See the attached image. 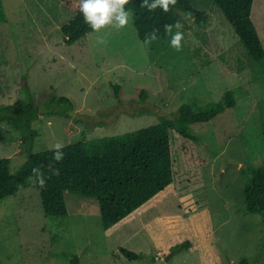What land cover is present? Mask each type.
I'll return each mask as SVG.
<instances>
[{
	"label": "rangeland",
	"instance_id": "1",
	"mask_svg": "<svg viewBox=\"0 0 264 264\" xmlns=\"http://www.w3.org/2000/svg\"><path fill=\"white\" fill-rule=\"evenodd\" d=\"M0 23V104L35 98L40 109L33 152L123 134L175 116L183 104L196 112L236 89L237 104L219 113L197 141L170 132L175 181L152 207L108 233L94 196L67 192L68 214L44 212L35 177L0 202L1 264H264V216L246 212L242 170L264 166V73L249 58L213 0H193L208 16L198 25L178 10L182 48L151 49L129 24L90 32L73 45L62 27L72 19L63 0H3ZM253 19L264 44V0ZM177 29L173 28V34ZM103 38L106 42L98 43ZM114 84H120V97ZM146 95L142 98L141 91ZM68 96L74 117L48 112L52 95ZM21 131L0 120V158L11 173L26 162ZM189 240L191 248L175 245ZM121 247L142 254L131 259Z\"/></svg>",
	"mask_w": 264,
	"mask_h": 264
},
{
	"label": "trees",
	"instance_id": "2",
	"mask_svg": "<svg viewBox=\"0 0 264 264\" xmlns=\"http://www.w3.org/2000/svg\"><path fill=\"white\" fill-rule=\"evenodd\" d=\"M213 2L232 25L250 60L264 73V44L252 14L255 0ZM63 3L72 14V19L62 27L63 42L73 45L94 30L84 21L78 7L79 0H63ZM142 4L143 0H131L126 10L133 13L141 42L144 43L153 29H158L157 39L151 44L144 43L151 49L165 48L168 33L164 25L178 22V10L193 18L198 25H205L208 20V16L193 5V0H177L167 13L159 8L150 12L142 8ZM7 22L3 0H0V23ZM114 89L116 96L120 97L122 86L114 84ZM235 94V88L228 90L221 101L202 112H196L190 104H183L175 116H162L157 124L146 128L99 138L83 137L59 149L39 152H33L39 133L32 126L40 115L35 98L29 97L26 102L13 105L0 104V120L10 122L21 131L19 154L27 156L26 162L15 173L10 170L11 159L0 158V202L15 195L26 186L29 178L35 177L47 216H67V192L94 196L99 201L103 226L111 233L135 213L152 207L153 202L174 183L170 132L173 130L185 139L197 141V133L208 130L219 113L236 106ZM141 95L144 98L146 92L142 90ZM50 105L48 112L69 119L74 117V103L68 96L53 94ZM55 153H61L62 159L56 160ZM34 168L37 173L33 172ZM38 176L45 182L43 187ZM242 176L246 212L264 216V166L242 170ZM191 246L189 240H184L173 249L182 251ZM120 250L131 259L142 257V254L123 247ZM78 261L76 255L72 264H78ZM239 264L255 262L244 257Z\"/></svg>",
	"mask_w": 264,
	"mask_h": 264
},
{
	"label": "clouds",
	"instance_id": "3",
	"mask_svg": "<svg viewBox=\"0 0 264 264\" xmlns=\"http://www.w3.org/2000/svg\"><path fill=\"white\" fill-rule=\"evenodd\" d=\"M131 2V0H79V10L83 14L84 21L88 24L95 32H100L106 27H113L117 30L125 28L129 24L130 13L126 10V6ZM177 0H152L149 3V0H143L142 8H147L148 11L152 12L156 9H163L165 13L170 10V5L175 6ZM173 27L177 31L173 34ZM182 28L180 23L175 25H164L165 32L171 35V46L180 51L182 48V41L184 39L183 32L179 31ZM158 29H153L149 33L144 43L151 44L157 39ZM106 41L101 38L98 40V43L103 44ZM63 147L60 143L55 145V148L59 149ZM55 159L61 160L62 154L55 153ZM34 173H37V169H33ZM39 184L41 187L45 185V182L42 178L38 176Z\"/></svg>",
	"mask_w": 264,
	"mask_h": 264
}]
</instances>
